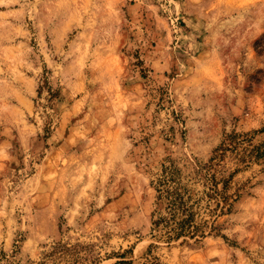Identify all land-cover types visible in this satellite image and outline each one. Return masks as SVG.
Returning a JSON list of instances; mask_svg holds the SVG:
<instances>
[{"label":"rangeland","instance_id":"374dc122","mask_svg":"<svg viewBox=\"0 0 264 264\" xmlns=\"http://www.w3.org/2000/svg\"><path fill=\"white\" fill-rule=\"evenodd\" d=\"M263 128L264 0H0V264H264ZM232 133L230 212L153 239L152 182L202 197Z\"/></svg>","mask_w":264,"mask_h":264},{"label":"trees","instance_id":"16d2710c","mask_svg":"<svg viewBox=\"0 0 264 264\" xmlns=\"http://www.w3.org/2000/svg\"><path fill=\"white\" fill-rule=\"evenodd\" d=\"M256 133H264V128ZM239 137L247 139V135L236 133L228 135L225 142L213 151L210 160L193 170L194 175L198 176V180L202 177L204 183L202 197H195L187 183L182 182L181 171L176 165L172 163L163 168L160 177L152 182L156 192L155 210L151 217V237L153 239L162 240L169 244L180 239L188 238L198 242V239L204 238L205 229L209 228L212 231L214 226H212L213 222L209 225L207 220L197 221L199 212L197 207L203 199L206 202L204 210L212 218L224 214V212H230L231 196L228 194L230 177L219 174V164L216 162L222 161L217 159L223 156V152L233 147ZM249 142L246 141V147L243 146L241 149L240 161L245 162L246 158L252 157L255 160L264 159V146L261 150L259 147L250 149L251 144ZM236 149L234 148V150ZM128 253H131V250ZM123 255L118 258H125ZM153 259L158 264V259ZM129 263L130 261H118L116 264Z\"/></svg>","mask_w":264,"mask_h":264}]
</instances>
